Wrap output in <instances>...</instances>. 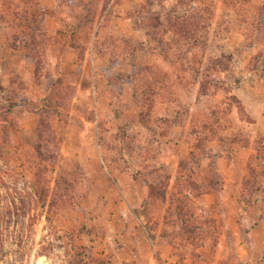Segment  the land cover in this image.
Here are the masks:
<instances>
[{
  "label": "rangeland",
  "instance_id": "obj_1",
  "mask_svg": "<svg viewBox=\"0 0 264 264\" xmlns=\"http://www.w3.org/2000/svg\"><path fill=\"white\" fill-rule=\"evenodd\" d=\"M37 4L38 67L0 56L1 164L46 204L1 264H264V0Z\"/></svg>",
  "mask_w": 264,
  "mask_h": 264
},
{
  "label": "trees",
  "instance_id": "obj_2",
  "mask_svg": "<svg viewBox=\"0 0 264 264\" xmlns=\"http://www.w3.org/2000/svg\"><path fill=\"white\" fill-rule=\"evenodd\" d=\"M59 1L61 4H64L66 1L69 3L71 2V0ZM37 3L38 0H0V19L5 21L9 27L18 29L19 31L18 34H13V42L8 44L9 47L15 50L24 48L31 52V54L29 53L30 58L35 62L36 67H38L40 61L39 53L42 49L41 44L45 39V33L42 31L43 10L39 8ZM0 89H2L1 86ZM5 106V104L0 105V110L4 109ZM13 108V103L8 104L5 109V114ZM5 114H0L1 125L6 122L4 117ZM41 128L51 130L49 122H47L44 117L39 120V139H42L43 137ZM5 134L4 131H0V140L1 137H5L6 139ZM36 146L40 151V148L44 146V144H37ZM3 157V142L0 141V235L2 237L8 234L10 237L18 239V249L16 251H20L22 241L26 234L25 229H27L25 228V224H28L27 227H30V231L34 225L33 221L35 216H30V213H32L34 208L38 207L40 203L45 206L46 201L34 192V186L23 185V183L19 182L15 172L1 164V159ZM162 185L165 186V188L168 186L167 182ZM179 185L181 188L180 191L185 195L184 198L201 193V191L198 190V187L191 181L185 182L184 185ZM155 191V186L149 185L150 196L158 194L163 200L165 199V193L161 194V192H156V194H154ZM176 200L180 207L182 203L184 204L180 198ZM47 219L50 221V218ZM27 220H29V222ZM50 246L41 245V250L38 254L40 256H47L49 251H51ZM5 253H7V251L4 250V241L0 239V264L6 256Z\"/></svg>",
  "mask_w": 264,
  "mask_h": 264
},
{
  "label": "crops",
  "instance_id": "obj_3",
  "mask_svg": "<svg viewBox=\"0 0 264 264\" xmlns=\"http://www.w3.org/2000/svg\"><path fill=\"white\" fill-rule=\"evenodd\" d=\"M18 53L17 50L12 49L10 47H8L5 43H4V39H3V35H0V56L7 58V57H12L14 55H16ZM21 66H19L20 68ZM15 68H4V66L0 65V72L1 73H7V74H11L12 71H14Z\"/></svg>",
  "mask_w": 264,
  "mask_h": 264
}]
</instances>
